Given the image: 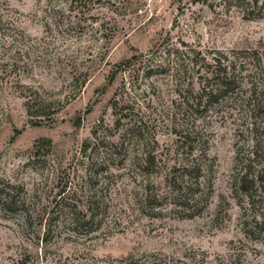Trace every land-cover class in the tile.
Here are the masks:
<instances>
[{"label": "rangeland", "instance_id": "1", "mask_svg": "<svg viewBox=\"0 0 264 264\" xmlns=\"http://www.w3.org/2000/svg\"><path fill=\"white\" fill-rule=\"evenodd\" d=\"M0 264H264V0H0Z\"/></svg>", "mask_w": 264, "mask_h": 264}, {"label": "trees", "instance_id": "2", "mask_svg": "<svg viewBox=\"0 0 264 264\" xmlns=\"http://www.w3.org/2000/svg\"><path fill=\"white\" fill-rule=\"evenodd\" d=\"M214 78V77H213ZM216 78V77H215ZM214 78V79H215ZM227 74L223 73V77L219 78V87H212L210 88L209 86H205L203 91H204V96L206 97V105L211 104L214 99L218 98V96L222 95L226 90L229 88V85L231 82H227L228 80ZM223 80H227L226 82H222Z\"/></svg>", "mask_w": 264, "mask_h": 264}]
</instances>
